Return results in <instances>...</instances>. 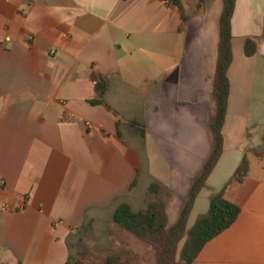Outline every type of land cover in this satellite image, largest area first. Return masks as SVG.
Wrapping results in <instances>:
<instances>
[{
	"label": "crops",
	"instance_id": "obj_1",
	"mask_svg": "<svg viewBox=\"0 0 264 264\" xmlns=\"http://www.w3.org/2000/svg\"><path fill=\"white\" fill-rule=\"evenodd\" d=\"M182 6L186 23L165 0H0V264H65L86 225L111 220L122 203L144 209L151 180L171 191L168 225L176 223L214 145L222 1ZM231 26L223 154L188 228L244 156L249 170L225 190L240 208L236 221L192 264H264V0H235ZM93 75L107 84L105 106L90 103ZM143 178L150 181L140 191Z\"/></svg>",
	"mask_w": 264,
	"mask_h": 264
},
{
	"label": "trees",
	"instance_id": "obj_2",
	"mask_svg": "<svg viewBox=\"0 0 264 264\" xmlns=\"http://www.w3.org/2000/svg\"><path fill=\"white\" fill-rule=\"evenodd\" d=\"M221 1L222 11L218 21L219 40L211 90L212 109L209 118V131L213 137L214 145L199 176L191 184L189 196L183 205L178 220L174 225H168L166 208L172 193L157 180H152L147 188L144 209L134 212L129 204L122 203L111 216V222L120 231L151 247L157 258L155 264H192L204 245L228 229L240 213V208L229 202L224 195L226 188L232 181L242 182L246 177L249 170L246 156L243 157L228 183L220 191L210 195L207 213L198 216L194 224L188 228L189 217L195 201L206 186L207 180L223 154L222 130L227 115L230 90L227 73L232 62L231 22L235 0ZM165 2L181 12V17L185 23L189 20V16L183 10L182 0H165ZM244 53L247 57L255 55L256 44L252 40L247 39L245 41ZM92 80L98 98L90 103L105 106L102 97L107 90V84L103 79L94 75ZM131 124L136 127L140 138L144 141V127L135 121H132ZM118 127L119 125H117V134L120 138L121 132ZM139 179L140 171L136 169L135 177L129 186V192L137 187ZM79 256V254H70L65 264H83L78 260ZM102 262L103 264H135L127 256H121L115 252L108 254Z\"/></svg>",
	"mask_w": 264,
	"mask_h": 264
},
{
	"label": "rangeland",
	"instance_id": "obj_3",
	"mask_svg": "<svg viewBox=\"0 0 264 264\" xmlns=\"http://www.w3.org/2000/svg\"><path fill=\"white\" fill-rule=\"evenodd\" d=\"M147 149L151 158L149 160L151 169L159 172L162 166L160 160L157 159V152L152 145L148 146ZM144 173H146V169H144ZM148 181L150 180L147 178L142 179L140 191L146 190ZM111 224L110 218L105 216L102 217V223L96 224L94 229H90L86 225V229L82 230L81 235L85 239L77 242V252L75 253L80 255L78 260L81 263L101 262L108 254L115 252L121 254V256H127L135 264H155L157 258L150 246L112 227Z\"/></svg>",
	"mask_w": 264,
	"mask_h": 264
},
{
	"label": "built area",
	"instance_id": "obj_4",
	"mask_svg": "<svg viewBox=\"0 0 264 264\" xmlns=\"http://www.w3.org/2000/svg\"><path fill=\"white\" fill-rule=\"evenodd\" d=\"M5 41H9V39H6Z\"/></svg>",
	"mask_w": 264,
	"mask_h": 264
}]
</instances>
